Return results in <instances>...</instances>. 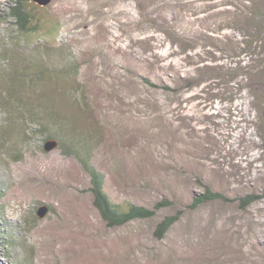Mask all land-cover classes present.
<instances>
[{
    "label": "rangeland",
    "instance_id": "obj_1",
    "mask_svg": "<svg viewBox=\"0 0 264 264\" xmlns=\"http://www.w3.org/2000/svg\"><path fill=\"white\" fill-rule=\"evenodd\" d=\"M12 1L0 0V264H264V36L245 21L264 0L30 1L26 39ZM52 115L70 127L43 129ZM77 141L115 203L173 207L110 228L66 154ZM206 185L261 198L188 209Z\"/></svg>",
    "mask_w": 264,
    "mask_h": 264
},
{
    "label": "trees",
    "instance_id": "obj_2",
    "mask_svg": "<svg viewBox=\"0 0 264 264\" xmlns=\"http://www.w3.org/2000/svg\"><path fill=\"white\" fill-rule=\"evenodd\" d=\"M32 0H13L10 10L7 13V17L9 19L14 20V25L16 26V31L18 35H20L22 38L26 39L27 35L31 32H36L37 24L33 21V15L29 11L28 4ZM33 2V1H32ZM256 8V9H255ZM253 9L255 11L252 13L251 19L246 20V23L248 26L246 27V30L250 35L255 37V33H257L258 36L263 35L264 36V5L259 6L256 5ZM244 23V22H243ZM242 24V22H241ZM245 24V23H244ZM252 28L256 29V32L252 30ZM258 31V32H257ZM250 47H253L255 45L254 43H249ZM72 65L69 66V68L66 70V74L64 76H68L72 78V75L74 72H72L73 68H71ZM73 73V74H72ZM78 75H76L77 77ZM251 76V75H250ZM254 76H251V79ZM257 82H264V79L260 80V78L257 80ZM258 91V89L256 90ZM254 90V95L256 96V99H260L262 103H264V98L259 95ZM74 95L79 94L78 88L75 89L73 92ZM83 99L84 93H82ZM77 100L79 98H76ZM80 101L78 100V103ZM43 107V105H41ZM45 107V106H44ZM41 110H43L41 108ZM49 118H52V122H44L41 121L40 125L43 126V129H47L46 126H48V129L50 127H58L59 129H62L65 131L70 126H65L64 123H61V118H56L55 115L50 116ZM260 118V126H259V137L264 141V110L259 113ZM48 133H51V130H47ZM53 135V134H52ZM49 134V138L52 136ZM77 146H75L74 150H71L69 153H66L67 155H74L78 158L80 163L82 164L83 168L87 171V173L90 175L91 178V192L94 197V206L98 210L100 216L105 221V223L110 228H117V227H123L127 226L131 223H134L136 221H148L156 219L159 214L162 211L168 210L173 207V202L171 198H166L164 200L158 201L152 208L140 206L132 202H128L127 204H118L115 203L109 194L105 190V183L106 178L105 175L99 171L93 164H92V143H79L78 141ZM262 195H264V189L260 191ZM1 195V193H0ZM261 198V195L259 192H254L251 194H240L237 195L234 198H231L229 195H227L225 192L222 191H216L212 189L210 186H204L203 193L195 194L192 197L191 203L188 206V209L195 211L199 209L200 207L206 206L208 204L212 203H235L238 208L242 211H247L250 207H252L258 199ZM184 212L179 211L175 215H168L164 218H161L160 221L157 223L155 231H154V239L156 241H163L167 235L170 233V231L175 227V225L180 221L181 216ZM1 234H0V243H1ZM242 256L241 259L242 260Z\"/></svg>",
    "mask_w": 264,
    "mask_h": 264
},
{
    "label": "water",
    "instance_id": "obj_3",
    "mask_svg": "<svg viewBox=\"0 0 264 264\" xmlns=\"http://www.w3.org/2000/svg\"><path fill=\"white\" fill-rule=\"evenodd\" d=\"M32 1L34 3L40 5V6H46V5H48L51 2V0H32ZM58 145L59 144H58V142L56 140H50V141L46 142L45 150L48 151V152L52 151ZM48 211H50V207L46 206V205H43V206H41L38 209L37 215H38V217L43 218L48 213Z\"/></svg>",
    "mask_w": 264,
    "mask_h": 264
}]
</instances>
